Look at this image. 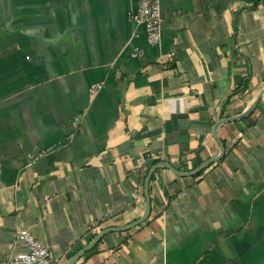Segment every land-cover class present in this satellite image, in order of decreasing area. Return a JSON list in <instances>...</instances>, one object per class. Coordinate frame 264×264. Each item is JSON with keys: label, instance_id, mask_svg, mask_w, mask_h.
I'll list each match as a JSON object with an SVG mask.
<instances>
[{"label": "crops", "instance_id": "crops-1", "mask_svg": "<svg viewBox=\"0 0 264 264\" xmlns=\"http://www.w3.org/2000/svg\"><path fill=\"white\" fill-rule=\"evenodd\" d=\"M137 2L0 0V260L135 221L151 161L216 156L264 88V0H160L159 45ZM216 131L219 160L157 168L149 216L74 264H264V93Z\"/></svg>", "mask_w": 264, "mask_h": 264}, {"label": "built area", "instance_id": "built-area-1", "mask_svg": "<svg viewBox=\"0 0 264 264\" xmlns=\"http://www.w3.org/2000/svg\"><path fill=\"white\" fill-rule=\"evenodd\" d=\"M132 19L143 25L147 44L159 45L161 43L163 19L160 0H138ZM101 87L102 83L95 82L90 85L89 91L95 92ZM17 236L24 242L26 251L8 256L0 260V264H58V258L51 255L48 249L30 232L18 231Z\"/></svg>", "mask_w": 264, "mask_h": 264}, {"label": "water", "instance_id": "water-1", "mask_svg": "<svg viewBox=\"0 0 264 264\" xmlns=\"http://www.w3.org/2000/svg\"><path fill=\"white\" fill-rule=\"evenodd\" d=\"M262 93H264V88L261 89V91L258 93V95L256 96V98L254 99V101L251 103V105L245 109L243 112L239 113L238 115H234V116H230V117H226V118H219L217 119V121L214 123L213 125V134L215 136V138L217 139V142L219 144V153L214 156L211 157L210 159H208L207 161H205L203 164L199 165L198 167H196L195 169H193L192 171L189 172H180L177 171L173 166H171L169 163L167 162H158L155 165H153L147 172L145 178H144V183H143V194H144V209H143V213L142 215L136 219L135 221L128 223L126 225L123 226H119V227H113V226H109L106 227L104 229H102L100 232H98L96 234V236L90 241L88 242L85 246H83L82 248H80L78 251H76L68 260L65 264H74L79 257L86 252L87 250L91 249L96 242L101 238L102 235H104L105 233L109 232V231H124L127 230L129 228L134 227L135 225L143 222L150 213V196H149V180L150 177L152 175V173L159 167H163V168H167L169 170H171L172 172H174L177 175H193L196 174L197 172H199L202 168H204L207 164L217 161L219 160L225 151V146L224 143L222 142V140L219 138V136L217 135V127L219 125H221L222 123L225 122H229V121H233V120H238L241 119L245 116H247L248 114L251 113V111L254 109L255 105L257 104L260 96L262 95Z\"/></svg>", "mask_w": 264, "mask_h": 264}, {"label": "trees", "instance_id": "trees-1", "mask_svg": "<svg viewBox=\"0 0 264 264\" xmlns=\"http://www.w3.org/2000/svg\"><path fill=\"white\" fill-rule=\"evenodd\" d=\"M157 162H159V160H157V159H154V160H152L151 161V164L153 165V164H156ZM202 172V170L201 171H199L197 174H195L194 176H197V175H199L200 173ZM152 177V176H151ZM149 191H150V187H149ZM101 240V238L99 239V241ZM98 241V242H99ZM97 244V243H96ZM96 244L93 246V247H95L96 246Z\"/></svg>", "mask_w": 264, "mask_h": 264}]
</instances>
